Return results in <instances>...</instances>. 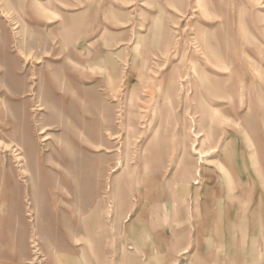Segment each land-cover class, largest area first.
I'll return each instance as SVG.
<instances>
[{"label": "rangeland", "instance_id": "374dc122", "mask_svg": "<svg viewBox=\"0 0 264 264\" xmlns=\"http://www.w3.org/2000/svg\"><path fill=\"white\" fill-rule=\"evenodd\" d=\"M0 139V264H264V0H0Z\"/></svg>", "mask_w": 264, "mask_h": 264}, {"label": "bare ground", "instance_id": "6f19581e", "mask_svg": "<svg viewBox=\"0 0 264 264\" xmlns=\"http://www.w3.org/2000/svg\"><path fill=\"white\" fill-rule=\"evenodd\" d=\"M28 56V55H27ZM179 88V87H178ZM178 88H176L177 89V91H178ZM181 89H185V86H181ZM183 91V90H182ZM179 93V92H178ZM187 95V94H186ZM188 98H186L185 100H187ZM43 106V105H42ZM41 105L38 107V109H42L43 107H42ZM48 128L49 127H47L46 125H44L43 127H41V129H40V133H42L41 135H42V139L44 140V139H48V138H50V135H49V133H48ZM202 129V128H201ZM201 131H203V130H199V131H197V133H199L200 135L202 134V132ZM206 135V134H205ZM211 135V134H210ZM208 137H209V135H208ZM208 137H207V139H208ZM209 139H210V137H209ZM212 141V140H211ZM213 142H215V141H212L211 143H212V145L209 147L211 150H215L216 149V145H215V143H213ZM0 145H4V146H10L9 144H7L5 141H3L2 139H0ZM201 147H202V145H201ZM208 146H206V148H207ZM206 150H209L208 148L207 149H203L202 150V153L204 152L205 153V151ZM23 159H24V162H25V160H26V155L23 157ZM22 159V160H23ZM127 162V161H126ZM125 162V163H126ZM51 165V164H50ZM225 167H223V166H221L220 165V167H219V169H220V171H221V173L219 174V175H221L222 177H224L225 179H226V183H227V185H229L231 182H232V179H231V174H230V172L229 171H226L225 169H224ZM22 170V169H21ZM62 171V170H61ZM25 174V173H24ZM199 174V173H198ZM201 176H202V179L204 180L203 182H206L205 181V178H209V177H207L206 176V171H201ZM177 176V175H176ZM197 175H196V173H194V171L192 170V166H187V167H185V170L183 171V173H182V175L180 176V178H179V185H183V186H189L188 185V180H193V183H200V179L199 180H197ZM177 180V179H176ZM169 181V180H168ZM168 181H166V180H164V182H168ZM177 183V182H176ZM178 184V183H177ZM27 186V185H26ZM32 186V185H31ZM204 194L205 195H207L208 194V191H205L204 192ZM56 195V194H55ZM237 196V195H236ZM63 196L60 194V198H62ZM198 197H199V194H195V196H194V200H198ZM64 199V198H63ZM66 199V198H65ZM58 204V203H57ZM4 210V209H3ZM7 213V212H6ZM84 227V226H83ZM78 240H79V242H80V238H77ZM64 260H69V259H64ZM60 264H64V261L62 260L61 261V263Z\"/></svg>", "mask_w": 264, "mask_h": 264}]
</instances>
